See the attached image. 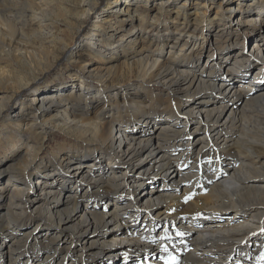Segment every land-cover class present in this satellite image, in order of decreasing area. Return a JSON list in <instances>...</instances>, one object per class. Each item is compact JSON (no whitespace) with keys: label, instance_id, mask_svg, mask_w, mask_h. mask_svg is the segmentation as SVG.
Instances as JSON below:
<instances>
[{"label":"bare ground","instance_id":"bare-ground-1","mask_svg":"<svg viewBox=\"0 0 264 264\" xmlns=\"http://www.w3.org/2000/svg\"><path fill=\"white\" fill-rule=\"evenodd\" d=\"M115 2L117 5L112 11L115 13L114 18L110 19L113 23L110 32L103 24H96L101 28L102 34L96 31L87 33L88 40L82 47L89 50L90 54L98 52L101 58L105 59L109 55L112 59L111 62L107 59L108 63H105L108 65L95 66L89 71L91 76L104 81L98 92H91L86 83L88 75L84 71L87 66L82 65L71 72L74 75L72 89L67 90L70 85L60 81L43 89H29L31 95L20 103L16 112L9 113L6 102L10 103L16 92L28 88L31 81L36 79L37 71L51 63L48 50H67L68 45L73 43L71 34L84 23L81 21L83 17L89 18L98 12V3L95 0H0V115L5 110L7 114L0 127V146L8 143L13 147L8 155V163L0 167V170H10L7 171V176H0V197L4 195V199H7L5 210H0V255L9 256V264H75V256L82 262L100 260L96 253L107 250L103 244L112 243L111 240L107 241L111 239V235L114 236L117 232L125 240L136 231L131 227L121 229V226H127L128 218H125L126 214H120L117 206L126 210V206L130 204H147L146 223L141 231L148 236L146 233L155 229L152 226L160 224L156 218L165 214L162 239L157 242L155 236H145L143 243L134 241L132 245L127 243V246L121 247L120 250L125 253L130 252L129 248L138 247V252L141 257H146V261L138 257L141 262L136 264H264V73L259 75L261 69H264V56L257 54L264 52V44L261 46L264 43L261 27L258 25L251 30L253 33L260 31L257 36L260 35L262 41L257 42L259 44L250 54L252 57L247 56L248 53L240 55L238 59L242 62V67L228 63V72L224 74L222 83H218L224 70L223 64L231 57V54L223 55L226 43L215 40L218 50H208L207 56L212 59L216 57V60L207 68L199 65L205 54L204 50L185 54V62L171 56L160 60L159 54H162L168 43L160 33L205 38L207 28L201 23L204 22V17L199 14L193 17L187 11V2L177 5L173 20H165L159 16L167 8L169 0H161L159 12L150 18L147 14L139 13L140 8L134 9L132 0ZM239 2L247 7V11L256 12L264 22V10L257 8L260 5L264 8V0ZM212 3L209 0L200 2L203 7L211 6ZM234 5L235 0L219 3L220 10L224 11L219 24L220 27L223 26L221 31L228 36L238 32L243 24H259L255 16L245 19L241 14L243 7ZM136 13H139L138 24L134 18ZM62 19L69 25V36L66 31L61 35L57 34L62 33L56 30ZM208 25H213V21H209ZM79 29L78 32L81 31ZM144 30L156 31L159 39L152 38V47L142 45L139 49L138 37L142 36ZM236 34L234 43L242 40L240 34ZM115 42L119 45H114ZM176 42L171 48L176 47ZM186 44L183 43L182 48ZM146 51L150 52L146 54ZM119 54L125 56V62L121 66L124 69L113 61L114 58H119ZM54 57L55 54L53 59ZM247 61L260 62V70L255 69L250 76L254 65L251 69H246ZM219 63L222 65H218ZM78 64L80 65L74 63V66ZM180 67L185 74L179 73ZM126 73L132 74L133 78H140L141 83L134 85V90H125L122 97L112 98L109 82L124 77ZM255 73L259 76L253 78ZM78 75H81L80 80H75ZM153 84L164 85L168 97H154L149 88ZM204 91L206 98L201 95ZM214 97L218 98L219 104L205 108L208 109V121L203 124L201 118L197 120L193 116L200 114L205 101ZM240 99L242 100L239 102ZM37 100L41 102L40 105L36 103ZM96 101L99 104L95 111L86 109ZM58 103L61 106H57ZM105 107L106 112L101 113ZM160 107L163 110H159ZM161 111H168L171 116H163L159 113ZM195 119L197 121L192 123ZM159 120L162 123L155 129L162 128L161 132L158 135H148L149 130L145 126L150 127ZM136 124L144 128H139L135 133L134 128L138 126ZM59 126L68 137L73 136L83 142H76V150L57 151L55 164L39 156L38 149L49 132ZM188 126L190 130L192 127L201 129L203 133L194 138L190 135L193 129L187 132ZM25 136L32 137L33 142L26 141ZM157 138L160 141L155 146ZM20 140L24 145V150L22 148L21 151L15 147ZM77 140L70 139L66 142L73 145L72 141ZM34 142L38 143L35 150ZM79 146L91 152L90 156L102 165L106 164L105 154L116 159L128 155L130 168L146 161H141L144 152L148 159H155L156 170L174 179L169 185L166 181L162 182V186L158 180H152L155 187H158L157 191L151 189L146 195H136L134 187H143L148 183L146 179L127 175L123 182L128 179H134L135 182H126L121 187L122 182H118L117 178L107 181L100 174L88 173L83 165L87 153L78 151ZM181 147L183 149H179ZM196 151L200 154V159L189 161L187 154ZM227 156L229 163L221 166ZM73 160H79L74 164V169L82 175V180L88 181L89 193L82 195L81 182L78 181L74 188L65 189L61 184L52 187L48 179L42 178L38 180L42 188L41 199L30 196L29 193L20 197L25 192L26 185L32 182V170L44 172V177L52 176L58 173V165L69 166V162ZM209 162H215V167ZM12 170L20 172L19 181L25 182L22 187H18V182L11 176ZM108 187L112 188L113 194L121 190L128 191L130 200L124 205H118L119 199L116 196L103 197L107 194ZM162 188H165L164 192L160 190ZM181 190H184L183 193ZM11 191L14 192L13 195L8 194ZM94 191L108 201L105 204L87 202L85 196H92ZM132 195L136 198L131 199ZM36 201L39 203L33 204ZM33 205L32 209L39 216L35 223L47 225L44 239L39 238L33 227L19 236L13 232L20 227L22 218ZM111 205L115 207L111 208ZM213 207L237 214L226 218L213 216L212 210H208ZM185 212L188 213V219L184 216ZM195 215L198 216L191 217ZM182 227L186 231L188 229V233L198 232L201 237L188 239ZM173 231L178 234L173 235ZM253 236H260L258 239L261 238L262 243L257 244L259 249L256 247L249 254L246 250L250 249ZM101 240L104 241L101 243ZM61 249L65 250L63 255L68 260L55 263V254ZM236 249H241L242 253L237 254ZM113 253L110 252L109 257Z\"/></svg>","mask_w":264,"mask_h":264},{"label":"rangeland","instance_id":"rangeland-1","mask_svg":"<svg viewBox=\"0 0 264 264\" xmlns=\"http://www.w3.org/2000/svg\"><path fill=\"white\" fill-rule=\"evenodd\" d=\"M98 3V12L94 13L92 15V17H83V19L81 21H83L84 23L81 24V29H79L80 27H76L75 28V32L73 34H71V36L73 35V41L71 40V45H68L69 48L67 50L61 51L62 49H59L58 51L54 50V49H50L48 50V57L51 58L50 61L51 63H49L48 65L45 66V68L37 71L36 73V79L31 81V84L28 88H26L25 90H23L22 92L18 91L14 94V96L11 98L10 103L7 101L6 105H8V109L7 112L9 113H13L16 112V110L18 109L20 103H22L23 101H26V99L29 97L30 92H28L29 89H43L45 87H50L53 84H55V82H62V83H66L68 85H70L67 90H70L73 88V83H74V75H71V72L73 70H75L76 68L79 69L82 65L87 66V69L84 70L86 75H88V79L86 80V83L88 84L91 92L94 93V91L97 93L98 92V88L100 86V84H104L103 79H99L96 76H91L89 71L91 69H93L95 66H99V65H103V64H107L108 60H110V62L112 61L111 58L105 57L101 58L100 54L97 52L96 54H94L92 51V54H90L88 51L83 47V45H85V43L87 42V38H88V34L87 33H93L94 31L99 32L100 34H102L101 32V28L99 29L97 27L96 24H103L108 31L110 32V26H113V23L111 22V18H114L113 10H115L116 8L114 7L116 4V0H95ZM187 2V11H189V13L192 14L193 17H196L198 14L199 16H203L204 17V22H201L202 25L204 27L207 28V32L204 33L205 38H198V37H189V36H184V35H178V34H172V33H160L161 36L164 35L165 39H167L166 42L167 44L165 45L162 54H159L160 56V60H166L169 56L171 57H175L176 59H179L178 61L180 62H185L187 60V57H185V54H190L193 53V51H197V50H204L205 54L203 55V58L201 59V61L199 62L200 67L202 68H207L210 66V64L216 60V57L212 58H208L207 56V51L208 50H213L215 49V51L217 52V45L215 44V40H218L219 43H226V45L224 46V53L223 55H227L229 56L231 54V57H228L227 60L228 62H225L223 64V71L221 72V75L219 77V82L218 83H222V79H224V74L227 71V67L229 66L228 63L231 62V65L235 66L236 65H241V61L240 59H238V57L240 55H246L248 53L247 56H251V53L254 52V49H256L257 45L259 43H261L262 41L260 40V35H258V33L260 32H256L253 33L251 32L252 29H255V26L261 27V32L264 33V22L262 21V19L259 17L258 14H256V12H252L250 10L247 11V7L243 4H241L239 2V0H235V7H243L241 14H243V17H245V19H248L251 16H255L256 22L259 24H251V25H241L240 30L237 32H234L232 34H230L229 36L224 34L223 31H221L223 29V26L220 27L221 25L219 23H221V15L222 13H224V11L220 10L219 8V3L220 1L225 2L226 0H209V2H213L211 4V6H206L203 7L202 4H200V2L202 0H169L168 6L167 8L164 9V11L161 12V14L159 15L162 19L165 20H173L175 17V9L177 7V5H179L182 2ZM40 2V1H39ZM132 2L134 3V9L140 8L139 13H143V14H147L149 15V18L152 17L155 13H158V7L161 4V0H132ZM240 3V5L238 4ZM44 6H46L45 2L43 3ZM245 7V8H244ZM115 8V9H114ZM258 10H264V8H261V5L259 7H257ZM240 12V11H239ZM252 12V13H251ZM264 12V11H262ZM139 13H136L135 15V23H139ZM261 14V13H259ZM106 18H109V20ZM220 19V20H219ZM114 20V19H113ZM209 21H213V25H208ZM199 23V22H198ZM58 27L56 28V30L58 31H62V33H57L58 35L63 34V31H66V35L69 36L70 32L67 30L68 29V23L66 20L62 19L61 22H58ZM77 29L81 30V31H77ZM82 31H85L84 33H82ZM156 31L151 30L148 32V30H144L141 34H142V39L139 36V44H138V48L141 49L142 45L144 46H149L151 44V40L155 39L157 37V34L155 33ZM239 33V37L242 40H237L236 43L235 40L237 38V34ZM86 34V35H85ZM156 34V35H155ZM253 34V35H252ZM159 37H161L158 34ZM176 36L178 38H176ZM147 38V39H146ZM153 38V39H152ZM158 38V37H157ZM159 39V38H158ZM113 41H115V38L113 39ZM155 41V40H154ZM179 41V42H176ZM243 41V44H241ZM176 42L177 45L175 48H171L172 44ZM187 43L183 48H182V44L183 43ZM259 42V43H257ZM222 43V44H223ZM245 43V44H244ZM264 43H261V46ZM114 45H119V43H116ZM244 45H245V50H244ZM200 46V47H199ZM121 47V46H119ZM202 47V48H201ZM264 48V47H263ZM112 48H109V50ZM122 49V48H120ZM105 50L108 51L107 48H105ZM148 50V49H147ZM113 51V50H112ZM150 51H146L145 53H149ZM220 53V52H219ZM55 54V57L53 59V55ZM218 54V53H217ZM259 54V56H264V52L262 53H257ZM75 56V57H74ZM119 58H114L113 61H115L114 63L119 65L121 69H124L123 67H121L123 65V62H125V56L123 54H119L118 55ZM208 58V59H207ZM108 59V60H107ZM243 60V59H242ZM107 62V63H105ZM255 62V61H254ZM254 62H250L247 61L245 63H248L246 66V69H251L253 67V70H250L252 72H250V76L252 75L253 71L256 70H260V62H255L257 64H254ZM73 63V64H72ZM74 63H80V65H76L74 66ZM223 63V62H222ZM222 63L218 64V65H222ZM108 65V64H107ZM182 67L179 68V73L181 74H185V72L182 71L181 69ZM243 70V68H241ZM238 73V72H237ZM259 73V72H258ZM262 73H264V69H261V73L259 75H262ZM258 75V76H259ZM256 75V73L253 75V78L258 77ZM264 76V75H263ZM262 76V77H263ZM81 75H78L75 77V80H80ZM140 78L138 77H134L132 76V74L126 73L124 77L121 78H117L114 82L111 81V83L109 82L110 88H109V92L111 93L112 98H120L122 97L127 90V92L130 90H134L133 88L136 85H139L141 82V80H139ZM238 83H241V81H239ZM135 85V86H134ZM164 85H156L153 84L151 85L149 88L152 89V95L154 97H162V98H166L167 96V90L166 88L163 87ZM1 91V90H0ZM60 95V94H59ZM201 95H203V98L206 95V92L204 91V93H202ZM168 97V96H167ZM172 99L174 98V96L171 97ZM214 99H216L214 101ZM218 98H212V100L210 101H205V103L201 106V110L202 112L200 114H196L193 117L197 118V120H202V123L204 124L205 122H207V114L208 112H206L205 109L207 106H211V105H217L219 104L217 102ZM166 100V99H164ZM242 99L238 100L239 102ZM98 101H96L95 103H93V105L88 106L86 109H91L93 111H95L98 108ZM244 103V102H243ZM242 103V104H243ZM57 106H61L60 103H58ZM31 108H29V110H31ZM4 110V109H3ZM6 110L1 113L0 115V127L3 126L2 123V119L4 117L7 116L6 114ZM107 108L105 107L103 110H101V113L106 112ZM159 110H163L162 107L159 108ZM158 112V111H157ZM110 113V112H109ZM161 114H163V116H171L168 111H164V112H159ZM174 118V117H172ZM196 119L192 121V123H194L195 121H197ZM162 122L159 121H155L150 127H146L145 129H148L149 131L147 132L148 135H158L162 128L160 130L155 129L156 126L158 124H161ZM138 125L137 128L135 129V133L137 131H139V128H144L143 126H141L140 124H136ZM193 126V125H192ZM56 128V127H53ZM60 126L58 127V129H53L49 132V135L47 136V138L45 140H43L42 144L40 145V149H38V155L42 156L45 161L48 162H54L56 160V152L60 151L61 149L63 150H76V142H81L82 139L77 140L75 137H68V134H66L64 129H59ZM189 126L187 127V132H190L194 127H192V129L190 130ZM137 129V130H136ZM183 129V127L181 128ZM203 131L201 129L197 130L196 128L192 130V132H190V135H192L194 138H196L198 135L202 134ZM27 137V138H26ZM26 141H31L32 137L29 136H25L24 137ZM23 138V139H24ZM68 138V139H67ZM20 139V138H19ZM22 139V140H23ZM77 140V141H72L71 145L69 142H66V140ZM17 141V145L15 147H17L19 149V151H21V149L23 148V141ZM160 138L156 139L155 142V146H157L159 144ZM21 142V145H20ZM83 142V141H82ZM34 150L37 147L38 143L34 142ZM81 146L84 144H80ZM116 145V144H115ZM7 146V147H6ZM119 148V147H118ZM13 149V147H11L8 143L3 144L2 146H0V167L5 166L8 161V155L10 154L11 150ZM179 149H183L182 147ZM24 150V148L22 149ZM186 150V149H184ZM78 151H83V153H87L85 154V156H87V158H85V163L83 164L85 166V168L88 170V173H95L97 175H102L105 177V179L107 181H109L110 179L113 178H117L118 182H122L121 183V187L125 186L126 182H128V184H132L134 181V179H128L127 181H124L125 178L127 177V175H135V176H140L144 179H146V181H148V183L146 185H143V187H138L135 186L134 188L136 189V195H140L142 193V195H146L148 194V191H150L151 189L154 191H157L158 187H155V184L152 182V180H158L159 184L161 185L162 182L166 181V184L169 185V183L171 182L172 177L169 178V175H166L165 173H163L162 171L156 170L157 168L154 166V161L155 159L153 157H151L150 159H148V157H146L145 153L143 152V159L141 161H145L141 164H136L133 168H130L128 166V155H124L122 156L121 159H116L115 157L112 156H108V154H105V161L106 162L105 165L100 164L98 161L94 160L93 156L91 157L90 154H92L91 152L87 151L85 148H78ZM82 153V154H83ZM89 155V156H88ZM190 155V156H188ZM4 156V157H3ZM115 158V159H114ZM229 156H227L225 158V161H222L221 166L222 165H227L230 159H228ZM148 159V160H147ZM187 159H189V161H193V160H198L200 159V154L198 153V151L193 152V153H188L187 154ZM104 160V159H103ZM79 160H73L72 162H69V166L66 165H58V173L52 176H45L44 177V172H41L37 169H34L31 171V184L28 183V185H26V189L25 192L23 194H21L20 197L26 195L27 193H29L30 196H37L39 197V199H41L42 196V188H41V182H39L38 180H41L42 178L44 179H48L50 181V185L52 187H55L57 185H63L65 186V189L68 188H74V184H76V182H81V192L82 195L84 193H89L88 190V181L86 180H82L81 178V174L76 173V170L74 169V164L77 163ZM214 161V160H213ZM94 162V163H93ZM213 164V167H215V162H211ZM209 162V164H211ZM56 164V163H55ZM98 164V165H97ZM231 164V163H230ZM232 165V164H231ZM89 166V167H88ZM132 167V166H131ZM128 169V170H127ZM10 170H0V176H7V174H9L8 172ZM119 174V175H118ZM11 176L13 178L16 179V181L18 182L17 184L18 187H22V184H25V182H20L19 178H20V172L18 170H12L11 171ZM23 176L25 177V174L23 173ZM125 177V178H124ZM162 186V185H161ZM17 187V188H18ZM121 187H116L121 189ZM12 188V187H11ZM163 192L165 191V188L160 189ZM184 190H181L180 192L183 193ZM12 193L8 192V194ZM159 193V192H158ZM14 192L11 194L13 195ZM92 196H85L84 198L86 199L87 202H92V203H99L100 204H105V202H107L108 200H104L103 198H101V196L99 195V193L97 194L95 191L92 193ZM163 194V193H162ZM3 197H0V210L4 211L6 206H7V199H4V195H2ZM7 196V195H6ZM10 196V195H8ZM112 196H116L117 199H119V203L118 205H124L126 204L127 201L130 200V194L128 191H124L121 190L119 193L113 194L112 193V188L108 187V192L107 194H104L103 197L109 198ZM135 195H132L131 199H135ZM138 202L140 203V200H138ZM39 203V202H38ZM37 201L34 202L33 204H38ZM162 203V202H161ZM143 204V203H142ZM110 205V204H107ZM35 205H33L32 207L28 208L27 213L25 214L24 218H22V223L20 224V227L15 229L14 235L19 236L22 235V233L24 231H26L27 229H29L30 227L38 233V236L40 239H44L45 235H46V231H47V225L45 224H36L35 221L38 219V212H36L35 209H32ZM115 205H111V208H114ZM118 210H120V214H126L128 218L127 219V226L122 227L121 229H128V228H133L135 229V234L131 235L130 237H127V239H123L124 237L121 236V234L119 233H115L114 236L111 235V239H107V241H112V243H104L103 245L106 247V251L104 252H97L96 254L99 256L100 260H94L92 262L90 261H86V262H82L81 259H79V257L75 256V264H136L138 262H141L138 257H140L143 261H146V257H141V253L138 252V247L134 246V248H129L130 252L125 253L123 252L121 249V247H124V245H126L127 243H132L134 241H138L139 243H143L145 240V235L143 233V229H141L143 227V225L146 223L145 222V215L147 213V204H143V205H136V204H130L128 206H126V210H124L125 208L122 207H118ZM188 209V208H187ZM186 209V210H187ZM208 210H212L213 212V216H221L226 218L227 216L231 215V214H237L236 212L230 213V212H226V209L220 208V207H213V208H208ZM205 212H209L206 211ZM226 212V213H225ZM200 214V213H199ZM29 215V216H28ZM209 215V214H208ZM28 216V217H27ZM164 216H166L165 214L159 215L156 219L158 221H160V224L157 225H153L152 227H155V229H151L150 232L148 231V236L147 237H152L155 236L157 242L160 241V239H162L161 233L163 232V227H164V223L163 221H165ZM185 218L188 219V213L185 212L184 213ZM198 216V215H197ZM195 216H191L196 218ZM32 218V219H31ZM33 220V221H32ZM129 221H131V223H129ZM48 223H50V221H48ZM36 224V225H35ZM192 225V223H191ZM196 228V227H194ZM111 230V229H110ZM182 230H184V232L186 233V236L188 237V239L195 238L198 239L199 237H201V235L199 236L198 232H190L188 233V229L187 231L182 227ZM108 233V232H107ZM142 234V235H141ZM172 234H178L177 232H172ZM140 237V238H139ZM258 237L260 236H253V238L251 237L250 240V249L246 250L247 253L250 254V252H254L255 248L258 246V243H262V239ZM135 238V239H132ZM104 240H101L100 242L102 243ZM121 242V243H120ZM108 245V246H107ZM132 245V244H131ZM209 245V244H208ZM127 246V245H126ZM258 249L260 247H257ZM105 249V248H104ZM114 250V251H112ZM228 252L230 250H227ZM263 251V250H262ZM110 252H114L113 255L111 257H109L108 254H110ZM237 254H241L242 250L241 249H236ZM63 253H65V250H59L55 255H56V262L58 263L60 261L63 260H68V258L64 257ZM232 254L234 253V250H232L231 252ZM264 253V251H263ZM225 256V255H224ZM223 256V257H224ZM64 258V259H63ZM38 260V259H37ZM216 260V259H215ZM215 260L213 262H215ZM250 260V258H249ZM252 260V258H251ZM250 260V261H251ZM253 261V260H252ZM0 262H3L4 264H9L10 262V257H3L0 255ZM98 262V263H97ZM212 263V262H211Z\"/></svg>","mask_w":264,"mask_h":264}]
</instances>
